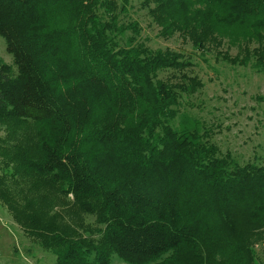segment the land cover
Here are the masks:
<instances>
[{
  "label": "trees",
  "instance_id": "1",
  "mask_svg": "<svg viewBox=\"0 0 264 264\" xmlns=\"http://www.w3.org/2000/svg\"><path fill=\"white\" fill-rule=\"evenodd\" d=\"M158 34L264 70V0H140ZM133 0H0V201L54 264H258L264 165L181 113L203 86ZM131 35H128V32ZM164 70L179 72L166 79ZM178 120L177 124L174 121ZM93 216L94 221L87 222Z\"/></svg>",
  "mask_w": 264,
  "mask_h": 264
},
{
  "label": "rangeland",
  "instance_id": "2",
  "mask_svg": "<svg viewBox=\"0 0 264 264\" xmlns=\"http://www.w3.org/2000/svg\"><path fill=\"white\" fill-rule=\"evenodd\" d=\"M137 20L141 32L139 41L151 49H172L181 52L192 64L185 70L203 83L193 93H182L180 112L188 113L202 125L209 140L215 143L223 154L229 152L241 165L257 162L264 165V70L255 67V60L248 64H234L217 52L228 51L235 57L238 48L224 45L217 51L202 50L193 46L179 34L164 38L153 23L148 9L140 0H133V7L123 22ZM132 33L129 31L128 35ZM0 60L11 63L13 57L6 50V42L0 36ZM177 74L164 70L159 78ZM178 120L174 121L177 124ZM5 130L0 128V135ZM0 155V173L2 163ZM94 221L93 216L87 222ZM258 264H264V241L256 246ZM57 256L44 248L27 233L26 228L16 220L7 204L0 201V264H54ZM116 264H127L114 255Z\"/></svg>",
  "mask_w": 264,
  "mask_h": 264
}]
</instances>
